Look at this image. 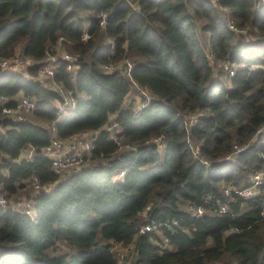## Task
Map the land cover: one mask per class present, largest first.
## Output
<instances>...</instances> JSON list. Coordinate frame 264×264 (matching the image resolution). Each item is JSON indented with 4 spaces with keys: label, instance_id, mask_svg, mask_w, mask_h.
I'll return each mask as SVG.
<instances>
[{
    "label": "trees",
    "instance_id": "obj_1",
    "mask_svg": "<svg viewBox=\"0 0 264 264\" xmlns=\"http://www.w3.org/2000/svg\"><path fill=\"white\" fill-rule=\"evenodd\" d=\"M207 37L214 62L236 67L229 84ZM65 43L78 67L61 59L46 82ZM16 55L32 64H0V98L35 107L20 120L0 105V264H120L114 243L133 245L129 264H264V184L225 192L264 167V0H0V61ZM125 59L128 72L105 68ZM134 84L150 93L138 110ZM65 93L76 107L63 115ZM86 132L94 149L56 171L42 149ZM18 194L34 215L11 204ZM145 222L159 232L139 233Z\"/></svg>",
    "mask_w": 264,
    "mask_h": 264
},
{
    "label": "built area",
    "instance_id": "obj_2",
    "mask_svg": "<svg viewBox=\"0 0 264 264\" xmlns=\"http://www.w3.org/2000/svg\"><path fill=\"white\" fill-rule=\"evenodd\" d=\"M234 29H237L236 27H234L233 25H231ZM89 37V33L87 31H85V33L83 34V38L87 39ZM63 39V37H60V41L61 42ZM209 55V54H208ZM211 56L214 57L213 52L209 55V57L211 58ZM64 59L68 61V69L75 71L78 67L77 64V60H78V56L74 55L72 53H65V54H53L51 55V58L49 60V62H44L42 67L40 68V76L43 77V73L46 74V76L48 78H52L55 74V67L56 64L59 60ZM20 63L21 65H18V63ZM125 63V71H130L133 68V62L130 61L129 59H125L124 60ZM0 64L5 67L6 69H11L14 71H19V69L17 67H22L27 69V67L32 64V61L29 60L28 58H24L22 56L16 55L13 57H9V58H3L0 61ZM15 66V67H14ZM105 68L107 70H113L115 68H120V63L117 64H107L105 66ZM24 71V70H23ZM235 70H232L231 74L234 75ZM138 86V85H137ZM59 90L62 91V89L59 87ZM5 99L7 100V98H0V105H4L3 106V112L5 113H10V114H15L17 116L18 119L20 120H26L27 116L25 115V111H29L32 110L35 107V103L34 101H32L28 96H24L20 99V101L17 104L16 108H13L11 106H8L5 101ZM149 98H147L138 108H142L146 102L148 101ZM76 107V99L73 96L72 93H65L64 95V101L62 103H59L58 105V110L60 114H69L71 113ZM108 129H111V126H108ZM85 139H81L77 142H69V144L64 143L61 140H54L50 145L44 147L42 149V154L45 156H48L49 158H51L52 163H53V167L56 171L60 172L63 170H67V169H71L72 167H75L77 165H79L80 163H82L83 157L84 155H86L87 153H90L94 147H95V137H92L89 140L84 141ZM243 149H245V147H238L235 152H239L242 151ZM24 157L27 159H33L34 154L33 152H28L26 154H24ZM230 157V156H229ZM2 161V158L0 156V162ZM205 163H207V161H205ZM35 182H33L34 186H37V178H34ZM249 181H250V185L248 187H244V188H235V187H227L225 189V192L227 194H230L231 192H236L241 196L244 197H248V196H253L258 194L260 187L264 184V167L258 171H255L253 173L250 174L249 176ZM27 203H29L28 205L25 206H20L18 204V206H20L21 208H23L27 213L34 215V210H33V204L32 201L29 200ZM0 204L3 205H7V199L4 195V193L0 190ZM17 207V206H16ZM18 207V208H20ZM194 211H196L197 215H200L204 212L203 208L199 207V208H193ZM139 233H147V232H151V231H156L159 232V230L157 229V225L153 224L151 222H145L142 223L139 228ZM161 240H159V242L157 241V245L158 246H162V245H168V238L164 235L161 234L160 237ZM113 243V242H112ZM114 244H119V243H114ZM119 255V253H117Z\"/></svg>",
    "mask_w": 264,
    "mask_h": 264
},
{
    "label": "rangeland",
    "instance_id": "obj_3",
    "mask_svg": "<svg viewBox=\"0 0 264 264\" xmlns=\"http://www.w3.org/2000/svg\"><path fill=\"white\" fill-rule=\"evenodd\" d=\"M224 15L226 16V18L228 17V9H226V8H223V16ZM227 20L229 22H232L229 18ZM87 24L88 23L85 22V26ZM200 24L201 23L199 21V25ZM235 30L238 33L237 34L238 38H240V37H243L245 39H248V38L253 39V38H255V37H253V35L247 34V31H246L247 29H244L243 32L239 31L238 29H235ZM203 44H204V48L206 49L207 53L210 55L212 53V50L210 48V42H209L208 37L205 38V40H203ZM56 53L65 54V53H71V51L67 47L66 43L65 44L56 45V46H54V48L53 47L51 48V51L48 54L49 56L46 57L44 62H49V60L51 58V55L56 54ZM211 60L213 62L212 63L213 67L215 68V71L217 73L216 74L217 77L219 76V78L224 83H228L229 84L228 74H231L232 70H236V67L228 68L229 67V63H224V62L215 63L213 56H211ZM118 63H120V69H123L125 71V63H124V61H120ZM18 65H21V64L18 63ZM17 68L19 70H24V72L26 71L25 68H22V67H17ZM43 75H44L43 79L47 82L48 79H47L46 74L43 73ZM41 79H42V77H41ZM143 97H145V99L149 98L150 97V93L146 89L140 88L139 86L134 84L132 93L128 97V100L133 102L135 104V106L138 107L145 101V99L142 101ZM26 113H28V112L26 111ZM26 116L30 117L29 114H27ZM93 136L94 135L92 133H88V132L87 133H80V134H77L74 137L70 138L69 140H65L64 143L69 144V142L70 143L71 142H77V141H79L81 139H85L84 141H86V140L91 139ZM29 152H31V150ZM73 168L74 167H72L71 169L63 170V172L72 171ZM26 190H28V189H26ZM26 190H24V191H26ZM9 199H10L9 201L11 202L12 205H14V206L16 205L17 207H20V206L22 207V206H25V205L29 204L27 202L30 200V197H27V195H24V194H18L16 198L11 197ZM18 204L20 206H18ZM112 250L114 252L119 253V262H120V264H129L133 260V257H134L133 245L114 244V245H112Z\"/></svg>",
    "mask_w": 264,
    "mask_h": 264
},
{
    "label": "crops",
    "instance_id": "obj_4",
    "mask_svg": "<svg viewBox=\"0 0 264 264\" xmlns=\"http://www.w3.org/2000/svg\"><path fill=\"white\" fill-rule=\"evenodd\" d=\"M87 133V132H86ZM88 133H92V132H88Z\"/></svg>",
    "mask_w": 264,
    "mask_h": 264
}]
</instances>
